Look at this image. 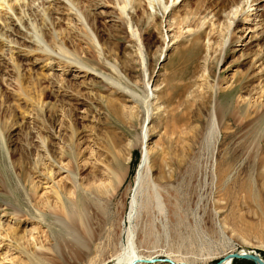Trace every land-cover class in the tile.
<instances>
[{"label": "rangeland", "instance_id": "1", "mask_svg": "<svg viewBox=\"0 0 264 264\" xmlns=\"http://www.w3.org/2000/svg\"><path fill=\"white\" fill-rule=\"evenodd\" d=\"M48 1L45 0L44 8L53 13H70L68 19L45 14L42 6L36 7L42 2L39 0L34 7L37 16L34 14L32 20L35 18L39 27L43 24L47 30L52 28L56 35L61 29L53 30L52 21L67 23L72 36L76 35L79 40L71 38L70 41L74 42L71 45L78 46L75 54L81 61H90L89 56L81 52L83 49L87 51L92 43L100 61L106 64V70L102 72L106 76L91 69H87L88 75L78 74L75 69L64 75L58 67L51 72L39 60L33 66H27L26 71L39 79L49 72L52 75L48 85L50 96L43 106L26 105L13 98L5 102L6 106L0 101V223L11 230L16 228L18 236L30 232L35 227L34 221L42 223L44 228L39 231L47 230L46 220H52V215L46 213L47 209H42V205L50 202V187L66 179L65 169L60 171V166L65 164L71 169V161L78 162L83 168L76 174L78 179L86 183L102 181L108 186L118 174L116 167L123 164L124 181L109 205L108 220L104 222L101 214H94L89 225L87 223L89 228L92 225L101 229L87 256L78 260L72 250L77 248L71 242L73 238L62 232L61 236L68 240L59 242V252L53 255L54 262L103 264L105 261L106 264H118L116 255L127 243L129 226L135 229L139 250L145 256L162 260H157L156 264L175 261L184 264L224 263L228 258L226 255L243 249L256 252L264 259V178L258 174L262 168L257 165L260 159H264V115L257 118V109L249 108L253 113L248 116L245 114L248 107L236 103L241 95L251 102H259L258 109H264V93L262 98L259 95L260 86L264 88V32L260 27L255 29L264 18V0L253 3L252 0H237L236 6L222 11L213 8V0H175L174 3L172 0L167 3L166 0H141L146 14L143 18L138 17L137 24L130 19V15L137 13L135 3L127 0L123 25L118 17L120 7L116 3L99 8L93 6L95 1L83 2L68 11L67 0H58V4ZM247 2L251 7L240 16L242 19L234 21L233 13L240 11ZM11 15V12L6 15L7 21ZM205 15L216 21L219 27V32L214 35L217 44L210 52L207 49L210 29L206 28L207 25L201 28L199 25ZM245 17L250 20H243ZM92 20L97 23L102 37L98 38ZM232 31L237 39L229 44ZM21 32L27 31L22 27ZM84 32H89V44L86 40L82 42ZM221 55L217 62L216 57ZM128 56L133 57L135 66L124 72L121 66ZM31 62L35 61L25 60L24 63ZM107 63L118 67L121 75L126 74L131 79L134 96L130 94L131 90L119 85L121 80L124 83L123 75ZM8 67L0 66V98L8 94L14 81L11 67ZM146 80H149V86H146ZM110 99L118 103L120 110L116 115L107 107ZM216 101L227 113L223 120L227 134L224 137L219 135L213 148L212 143L208 146L206 137ZM236 108L244 117L229 119V110L236 111ZM8 112L15 116L12 113L10 118ZM79 138H82V154L75 160L71 156L70 144ZM142 142L149 150V166H161L173 177L165 181L160 178L155 182L157 188L143 183L141 189L138 188L137 200L144 203L153 192L163 198L169 192L177 194L179 215L183 220L179 216L173 222L168 212L158 214L155 206L150 204V213L139 206L137 217L129 222L128 212L136 187ZM113 147H118V165H115L116 150ZM65 150L70 154L63 155ZM178 156H184L186 160L182 169L178 167L182 164L178 162ZM221 162L227 174L217 173ZM155 170L154 177L159 178V171ZM32 181L39 184L36 194ZM241 185H249L257 198L238 192ZM37 208L45 212V218H39L41 212ZM27 211L36 218H30ZM15 212L27 215L18 219L13 215ZM55 228L64 229L58 223ZM78 231L83 233L82 228ZM4 244L0 247V260L12 256L22 260L25 250L19 245L13 250L14 244ZM236 260L254 264L247 259Z\"/></svg>", "mask_w": 264, "mask_h": 264}, {"label": "bare ground", "instance_id": "2", "mask_svg": "<svg viewBox=\"0 0 264 264\" xmlns=\"http://www.w3.org/2000/svg\"><path fill=\"white\" fill-rule=\"evenodd\" d=\"M38 1L39 0H0V66L6 67V68L8 66L11 67L12 78L14 77L13 78L14 81H12V83L10 84V87H9L10 90L8 94L0 98L1 103L5 106H6L5 102L9 101V98H13L16 101L20 100L26 105H33V104L38 105V108L39 106L40 107L43 106L46 99L50 96L49 91L51 89L49 90L48 85H50V80H52L50 79L51 73L50 72L46 73V75L43 74L42 78L39 79L35 77V74L33 76L30 70L29 72L31 73H27L26 71L27 66H33L39 60L45 63L43 65L45 66L47 70L51 72L55 69V67H58L61 69V71H63L64 75L71 73L73 69H75L78 74L82 73L84 75H88L89 73L87 69H91L92 71H95L96 73H98L99 75H102L103 77L106 76L102 74V72L106 70L105 62L100 61L99 54L98 52L96 53L94 45L92 43L89 44V42H87V40L90 41V36L88 35L89 32L88 33L84 32L85 37L82 40V42L86 40V44H89L87 47V51H85V49L82 48L84 52H81V53H85L87 56H89L90 61L86 60L84 62V60L81 61V59L79 58L80 57L79 55L78 56L76 55L78 51L77 49L78 46L71 45L72 42L70 41H72L73 38L77 39V36L76 35L72 36V33H71L72 29L68 27L67 23L63 24V22L59 20L60 22L59 23L57 22V24H55V22L52 21L51 24H53V28H54L53 30L58 29V28L61 29L60 33L56 35L54 34L55 31H52V28L47 30L42 26L43 24H40V27H39V24H37V22L34 20L35 18H33L34 21L32 20L33 15L37 12L34 10V7L36 6L35 4L38 3ZM41 1L42 2L39 3L40 5L36 7L40 8L42 6L43 8L42 10L45 12V14H48V15L51 14L53 16L60 15L61 19L62 18L66 20L68 19L69 17L68 15L70 13H67V14H65V12H63V14H59L58 12L53 13V11H51L49 8L48 9L46 7H45L46 9L44 8L45 0H41ZM92 1H95L93 6H96L99 8L109 7L110 3L118 4L120 7V14L118 16L119 20L122 25L125 24L126 20L124 17V12H126L127 10L126 9L128 5L127 0H116L115 2L114 0H67L66 8L68 11H72L74 9L73 7L76 6L77 4L79 3L82 4L83 2L90 3ZM133 1L135 3V5L134 4L133 5L136 8L137 13L132 14V15H130L129 13L128 14L130 15V19L132 20V22L137 24L139 21L138 17L140 16V18L141 17L143 18L146 13H145V10L143 9L144 6H142L141 0H133ZM169 1L171 0H166V3ZM174 1L175 0H172L171 3L172 2L174 3ZM255 1L257 2L258 0H252L251 2L253 3ZM51 2L58 4V0H51ZM63 4L65 3L63 2ZM248 4L249 3L247 2L240 11L237 10L235 13H233L235 17L234 21L235 19L238 21L242 19L241 17L245 15L246 11L251 7V5H248ZM236 5H237V0H213V8L219 11H222L223 9L232 8ZM60 9H63V8H60ZM10 12L13 16L11 15L10 20L7 21L6 15L9 14ZM40 17H44V16H40ZM42 20L46 21V18L45 20L42 18ZM212 20L213 19H209L205 15L204 17H202L199 23L200 28L203 27L204 25H207L206 28L210 29L209 32L211 36L209 35L210 38L208 37V41H207L208 52L213 51L214 44H217L216 43L217 38L214 35L215 33L219 32L218 23ZM243 20H250V19L248 17H245ZM230 26L231 24L229 23L228 31H227L228 34H229ZM22 27L26 29L27 31L26 33L21 32ZM92 27L95 29L96 34L98 35V38H100L101 35L98 33L99 27L97 26V23H94L93 21ZM259 27L264 32V18H262L261 22L255 25L256 30ZM200 28L198 27V29ZM227 33L226 35H224V39L228 35ZM200 34H197V37H199ZM18 35H22L25 38L19 39ZM236 39H237V36L234 35V32L232 31L230 35V39H229V44H233L236 41ZM222 53H225V52L222 51ZM6 57H8V59ZM221 57L222 55L220 56V58L216 57L217 62L220 61ZM25 60L27 61L31 60L35 62L24 63ZM42 62H41V65H42ZM133 62H134L133 57L128 56L125 58L124 62L122 63L123 66L121 65L120 66L122 69H124V72L131 71L130 69H132L135 66V63ZM90 64H94V65H90ZM109 66L113 68L115 72L120 74L118 67L116 68L114 65L112 66L110 64ZM123 80H124V83L122 82V80L120 81V84L118 83L119 81H116V82L120 86L126 87L127 89L131 90L130 94L134 96V93L131 88V86L133 85L131 83V79L126 74H124ZM145 82H146V86H149V80H146ZM1 85L3 86V84ZM109 86L110 84L108 85V87ZM117 87L118 86H116L115 88ZM118 89H121V88L118 87ZM263 93H264V88L260 86V89H259V95L261 94L260 98H262ZM126 94L128 95V93ZM144 98H145V103H146V98H148V91ZM236 103L237 105H241V106L246 105V107H248V109H246V112H245V114L248 116L251 113H253L252 109H249V108L257 109V112H255L257 114V118L260 116L262 118V116L264 115V112H263L264 109L263 108L258 109L260 105L259 102H256V101L251 102V99H246L245 97L239 95ZM116 104L118 103L114 99L113 100L110 99L107 101V107L109 110H111L110 113L112 112L114 115H116L120 110ZM35 108L37 107L35 106ZM8 113H9L8 115H10V118H12L13 112L11 113L8 112ZM241 113H242L241 110H239L238 108H236V111L229 110L228 117L229 119H234L237 116L241 117L242 115ZM13 116H15L14 113H13ZM242 117L244 116L242 115ZM226 118H227V113L224 112L223 107L216 101L213 105V112L211 113L209 126L207 128L206 139H207L208 146L209 145L211 146V143H212L213 148L216 147L219 135L224 137V135L227 134V132L224 131L225 126L223 123V120ZM6 120L8 119L6 118L5 121ZM145 121H147V119ZM3 124H1V126ZM75 134L79 135L77 133ZM74 135L72 136L74 137ZM81 139L82 138H79L77 139V141L72 140L70 144V149H72L71 156L75 160L78 159V157L82 154V151H81L82 146L80 147ZM42 143L45 145V139L43 138H42ZM131 146L134 147V145H131ZM48 147L49 145L46 146L47 151L49 150ZM140 148H141V162L139 164V169L137 172L136 187L134 188V191H133L134 193H133V196L130 202L128 220L129 222L135 220V217H137L138 212H139V206L144 207L147 210V212L150 213L151 210L149 208L151 205H153V207L155 206V209H157L158 214L160 213V214L166 215V212H168V216L172 219L173 222L174 220L176 222L177 221L176 218H178L179 216L182 218V216L179 215V212H180L179 211V200H178L179 197L177 194L174 195L172 192H169V194L163 198L161 195H159V193L153 192V194L149 197V199L147 200L145 199V202H144L145 206H143L144 203L142 201L139 202L137 200L138 188L141 189L140 186L144 185L143 183L146 182L148 184H151L153 188H157L158 186L156 185L155 182L159 181L160 178L165 181V180H170L173 177L172 174H166V172L161 168V166H157V168L155 166H149V163H148L149 150L147 146L144 144V142L140 143ZM113 149L116 150L115 165H118L120 163V159L119 157H117L118 147H113ZM66 154H70V151L65 150L63 152V155H66ZM178 158H179L178 162L182 163V164H178V167L182 169L185 165L184 163H186V160L184 159V156H178ZM71 165H72L71 169L67 168L68 166H65V164L64 166H60L59 168L60 171L65 169L66 179L62 180L61 183L59 182L57 186L50 187L49 192L52 193L50 202H46V206L42 205V209H47L46 213L49 212L50 215H52V220H49L48 221L49 223L46 220L45 228H47V230L45 229L43 231H39L40 228H44V227L42 226L41 222L34 221L33 224L37 228L33 227L30 232L23 233V235L18 236L16 234V228L11 227L14 229V230H11V229L6 228L3 224L0 223V247H3L2 245H5L4 243L6 242L9 246L10 245L13 246V244L15 245L13 246L15 249L13 250H16L17 245L20 246L21 250H25L22 260H21V257H17V256L6 257L0 260V264H62V262L56 261L57 262L56 263L52 260L54 258L53 255L59 252V247H60L59 244L61 243V241L67 242L68 240V239L66 240L63 236H61L62 232L67 233V236H71L73 238V241L71 240L70 241L73 242L74 245L77 246V248H74L72 250L76 252V255H77L76 258L78 260H81L82 258L87 256L95 238L99 235L101 231L100 226L95 227L91 225L89 228L87 226V223L89 225V223L92 220V215L94 214H96L97 216H100L101 214L104 222L108 220L106 218H107V215L109 214L108 213L109 205L114 199V197L116 196L119 188L122 186L123 181H124L123 180L124 179L123 177L124 166L123 164H120L118 167H116L115 170L118 174H115L114 176L115 179L111 182L110 185L106 186L105 183L102 181L99 183H90V182L86 183L85 181H81L80 179H78L76 174L78 175L77 172L81 173L83 168L78 164V162L75 163L71 161ZM218 165H219L220 171L217 173L227 174L222 169L223 168L222 162L219 163ZM257 165L262 168V170L258 174L260 175L261 178H264V159L262 160L260 159ZM190 166H187V168ZM191 167L193 168V166ZM191 167L190 169H192ZM109 169L113 173V170L111 168ZM155 169H158L159 171V178L154 177L153 173L154 171H156ZM168 173H171V172H168ZM31 184L34 190L33 193L36 194V190L39 184L35 185L34 181H32ZM238 192H246V196L250 198H254V199L257 198L253 195L249 185L239 186ZM93 207L94 209L91 212L90 210ZM37 211L41 212L38 215L39 218L40 217L45 218V215H43L45 212H43V210H39L37 208ZM27 214H29L30 218H33V219L36 218L30 213V211H27ZM27 214L25 213L21 214L19 212H15L13 215L16 218L21 219L22 217H26ZM43 220L44 219H42V221ZM24 222L27 223L26 221ZM56 223L61 224V226L65 230L62 228H60L59 230H56L55 228ZM80 228L83 229V233H80L78 231V229ZM79 233L81 234L80 236H79ZM35 234H38V235H35ZM126 238H127L126 245H124L123 248L121 249V252H119L116 255L118 264H131L133 262L135 263L137 262V264H156L155 262H157V260L162 261L158 258H152V255L145 256L139 250V246L137 244V239L135 236V229L133 226L128 227V230L126 232ZM68 251L70 250L68 249ZM240 253L254 254L253 251H249L248 249L247 250L243 249ZM232 262L233 261L227 258V260L221 264H230ZM102 263L106 264L105 261H103ZM67 264H73V263H67ZM172 264H184V263L175 261V262H172Z\"/></svg>", "mask_w": 264, "mask_h": 264}, {"label": "water", "instance_id": "3", "mask_svg": "<svg viewBox=\"0 0 264 264\" xmlns=\"http://www.w3.org/2000/svg\"><path fill=\"white\" fill-rule=\"evenodd\" d=\"M226 257H228L232 261L235 259H247V260L252 261L254 264H264V259L261 258V255L257 254L256 252L254 254H244V253H240L239 251H237L235 253L229 254V256L227 255ZM134 263L135 262H133L132 264ZM221 263L222 262H218L217 264H221Z\"/></svg>", "mask_w": 264, "mask_h": 264}, {"label": "trees", "instance_id": "4", "mask_svg": "<svg viewBox=\"0 0 264 264\" xmlns=\"http://www.w3.org/2000/svg\"><path fill=\"white\" fill-rule=\"evenodd\" d=\"M243 262L245 261L235 259L232 264H243Z\"/></svg>", "mask_w": 264, "mask_h": 264}]
</instances>
